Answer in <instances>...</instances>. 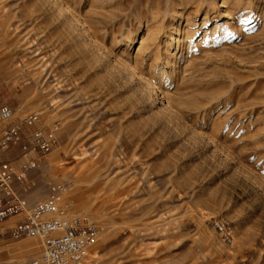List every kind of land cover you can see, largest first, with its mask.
Listing matches in <instances>:
<instances>
[{"label":"rangeland","instance_id":"obj_1","mask_svg":"<svg viewBox=\"0 0 264 264\" xmlns=\"http://www.w3.org/2000/svg\"><path fill=\"white\" fill-rule=\"evenodd\" d=\"M2 104L59 122L27 197L71 182L98 264H264V0H0Z\"/></svg>","mask_w":264,"mask_h":264},{"label":"built area","instance_id":"obj_2","mask_svg":"<svg viewBox=\"0 0 264 264\" xmlns=\"http://www.w3.org/2000/svg\"><path fill=\"white\" fill-rule=\"evenodd\" d=\"M41 122L37 111L19 117L11 106L0 105V155L20 148L19 158H0V225L23 215L19 222L0 229V245L8 239L32 238L39 248V256L28 263L7 257L0 264H98L103 228L88 212L72 209L71 182H54L50 194L34 203L27 197L33 171L47 165L58 142L59 122L47 129ZM214 226L226 239L232 237L226 221L215 219Z\"/></svg>","mask_w":264,"mask_h":264},{"label":"crops","instance_id":"obj_3","mask_svg":"<svg viewBox=\"0 0 264 264\" xmlns=\"http://www.w3.org/2000/svg\"><path fill=\"white\" fill-rule=\"evenodd\" d=\"M35 200H31V203H34ZM21 219H23V215H16L13 216L9 219H7L6 221H4L1 225H0V229H4L7 227L12 226L13 224L19 222ZM31 242V241H30ZM32 242H37V240H32Z\"/></svg>","mask_w":264,"mask_h":264},{"label":"bare ground","instance_id":"obj_4","mask_svg":"<svg viewBox=\"0 0 264 264\" xmlns=\"http://www.w3.org/2000/svg\"><path fill=\"white\" fill-rule=\"evenodd\" d=\"M151 86H152V84H151Z\"/></svg>","mask_w":264,"mask_h":264}]
</instances>
